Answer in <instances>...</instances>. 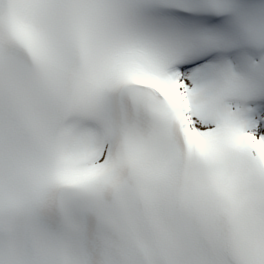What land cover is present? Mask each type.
Returning <instances> with one entry per match:
<instances>
[{"label":"snow or ice","instance_id":"1","mask_svg":"<svg viewBox=\"0 0 264 264\" xmlns=\"http://www.w3.org/2000/svg\"><path fill=\"white\" fill-rule=\"evenodd\" d=\"M0 264H264V0H0Z\"/></svg>","mask_w":264,"mask_h":264}]
</instances>
